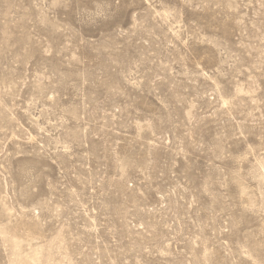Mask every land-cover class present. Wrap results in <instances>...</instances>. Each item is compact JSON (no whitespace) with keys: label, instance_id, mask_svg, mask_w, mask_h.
Listing matches in <instances>:
<instances>
[{"label":"rangeland","instance_id":"obj_1","mask_svg":"<svg viewBox=\"0 0 264 264\" xmlns=\"http://www.w3.org/2000/svg\"><path fill=\"white\" fill-rule=\"evenodd\" d=\"M0 264H264V0H0Z\"/></svg>","mask_w":264,"mask_h":264}]
</instances>
